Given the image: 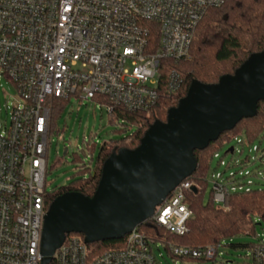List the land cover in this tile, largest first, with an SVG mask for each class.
Instances as JSON below:
<instances>
[{
    "label": "built area",
    "instance_id": "obj_1",
    "mask_svg": "<svg viewBox=\"0 0 264 264\" xmlns=\"http://www.w3.org/2000/svg\"><path fill=\"white\" fill-rule=\"evenodd\" d=\"M226 2L0 0V84L5 76L17 90L11 124L0 130V264L42 261V231L51 192L47 174L54 100H91L114 118L116 107L151 113L164 93L178 94L184 82L180 72L163 62L177 64L190 58L199 23L210 9ZM153 31L159 35L157 48L151 41ZM240 136L241 143L250 144L243 135L234 140ZM224 155L218 152L215 159L218 165L228 166ZM260 161L264 162V155ZM222 175H212L211 190L215 203L228 209L232 193L251 189L233 175L228 177L229 188L218 179ZM194 186V181L184 180L146 223L185 234L193 215L186 193ZM140 226L124 237L122 248L98 255L84 235L69 233L52 262L162 264L154 251L158 241ZM161 243L183 261L213 260L221 246ZM250 249L252 262L264 264V238Z\"/></svg>",
    "mask_w": 264,
    "mask_h": 264
},
{
    "label": "water",
    "instance_id": "obj_2",
    "mask_svg": "<svg viewBox=\"0 0 264 264\" xmlns=\"http://www.w3.org/2000/svg\"><path fill=\"white\" fill-rule=\"evenodd\" d=\"M260 101L264 51L251 54L218 82L194 79L186 96L168 110L166 121L152 123L139 146L111 153L92 196L65 192L52 201L44 218L41 264L52 263L69 233L83 234L91 244L124 238L146 223L196 171L195 151L207 148L242 119L254 117ZM192 190L198 191L196 186Z\"/></svg>",
    "mask_w": 264,
    "mask_h": 264
},
{
    "label": "trees",
    "instance_id": "obj_3",
    "mask_svg": "<svg viewBox=\"0 0 264 264\" xmlns=\"http://www.w3.org/2000/svg\"><path fill=\"white\" fill-rule=\"evenodd\" d=\"M151 41L157 48V31H153ZM261 51H264V0H227L222 6L210 9L197 27L190 58L177 64L171 61L163 62L170 69L174 68L181 73L184 82L179 93H164L157 107L149 114L116 107L117 117L112 116L111 119L120 120L122 127L118 129V133L121 138L103 142L96 155V145L93 144L89 147V156L85 159L79 153L76 154V159L81 163L78 175L68 185L49 192L48 205L65 192L92 196L99 184L103 164L111 153L121 148L134 149L139 146L152 123L156 120L166 121L168 110L186 96L194 79L204 83L218 82L221 76L233 74L251 54ZM68 103L70 100H54L51 132L55 121L61 117ZM239 135L245 136L248 143L264 137V101L259 102L254 117L242 119L234 129L222 133L207 148L195 151L197 169L185 179L194 181L198 189L197 192L190 190L186 193V203L193 212L187 223V232L176 235L153 222L141 225L140 229L158 242L192 247L222 244L223 241L242 233L252 234L256 226L254 217L264 221V188L232 193L228 209H223L215 203L212 190L210 199L207 202L204 200L205 191L209 186V170L215 154L226 142ZM67 154L68 152L65 155ZM245 226H249L251 232L243 231ZM124 243L125 238L110 239L91 243L90 248L94 255H98L122 248Z\"/></svg>",
    "mask_w": 264,
    "mask_h": 264
},
{
    "label": "rangeland",
    "instance_id": "obj_4",
    "mask_svg": "<svg viewBox=\"0 0 264 264\" xmlns=\"http://www.w3.org/2000/svg\"><path fill=\"white\" fill-rule=\"evenodd\" d=\"M0 84V130L11 124L12 106L17 103V90L5 76H1ZM111 115L105 107L94 101H79L72 98L65 111L54 124L50 136L48 152L49 170L47 174V189L52 191L61 186L68 185L77 175L81 163L76 159L80 154L83 159L89 156V147L96 145L94 155L98 153L99 146L111 139H120L118 129L122 127L119 119L112 121ZM242 136L237 140L226 142L219 152L224 155L231 147H235V153L228 152L223 159L228 166L218 165L214 159L209 170V186L205 191L204 200L210 199L212 189V175L215 177L223 173L220 182L229 185L231 175L236 182L246 189L264 188V162L260 157L264 155V137H259L250 144L241 143ZM255 146L259 150L254 149ZM65 150L68 154L65 155ZM251 157L250 159H247ZM245 161V164L242 162ZM232 177V178H233ZM231 188V185H229ZM261 223V225H259ZM255 230L252 234L242 233L232 239L222 242L218 255L213 260H182L173 257L163 243L154 244V251L162 264H255L252 262L250 245L264 238V221L254 217ZM243 231L250 232L248 226ZM260 237V238H259Z\"/></svg>",
    "mask_w": 264,
    "mask_h": 264
}]
</instances>
